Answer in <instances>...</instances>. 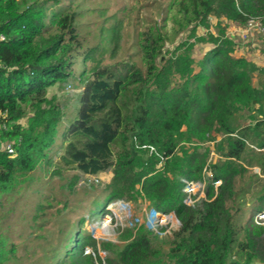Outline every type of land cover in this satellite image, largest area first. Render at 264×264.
I'll return each instance as SVG.
<instances>
[{
  "label": "trees",
  "instance_id": "16d2710c",
  "mask_svg": "<svg viewBox=\"0 0 264 264\" xmlns=\"http://www.w3.org/2000/svg\"><path fill=\"white\" fill-rule=\"evenodd\" d=\"M169 8L175 12L164 22L173 21L171 35L158 22L140 33L144 68L122 61L98 64L91 75L84 70L80 111L63 133L56 172L112 168L97 213L114 200L140 199L175 213L181 227L166 264H264V226L253 221L264 206V66L233 55L229 38L210 34L199 39L213 47L197 69L192 41L211 15L241 25L264 18V0H172ZM88 9L84 0H0V194L16 187L17 172L34 170L51 151L64 112L48 89L75 76L76 61L90 57L78 29ZM192 25L191 39L164 51L167 39ZM7 141L14 156L2 148ZM204 176L207 197L187 205L186 181ZM250 192L258 205L239 223ZM66 237L67 253L51 252L57 264L97 263L85 254L77 225ZM158 251L141 229L106 264H157Z\"/></svg>",
  "mask_w": 264,
  "mask_h": 264
},
{
  "label": "rangeland",
  "instance_id": "374dc122",
  "mask_svg": "<svg viewBox=\"0 0 264 264\" xmlns=\"http://www.w3.org/2000/svg\"><path fill=\"white\" fill-rule=\"evenodd\" d=\"M171 1L84 0L89 9L80 17L78 29L81 40L85 42L83 50L91 49L90 57L87 62L83 57L76 61L75 76L48 89L49 97L55 95L64 112L55 142L47 158L39 161L30 172H17L16 187L0 194V249L4 264H57L51 252L55 248L67 253L65 247L69 240L66 235L73 225H77L78 232L86 242L85 254H93L96 264H106L107 255L114 257L141 229L149 233L153 246L160 251L155 263L166 264L173 235L181 227L176 214H156L149 203L142 199L136 202L114 200L112 203L120 202L116 204L120 206L116 217L109 206L105 212L97 213L95 201L110 181L112 168L95 175L76 169L56 172V162L63 152V133L80 111V99L85 88L84 70L91 75L92 68L98 64L112 65L122 61H133L144 68L140 33L155 22L165 23L168 35L173 33V21L169 19L164 22L167 16L175 12L169 8ZM209 19V26H198L196 35L192 37V41L196 42L193 56L197 69L198 62L213 47L209 40L199 39H208L210 34L221 40L229 38L233 42V55L264 66V34L251 33V40H247L238 31L245 25L224 18L217 19L213 15ZM193 25L181 32L173 42L167 39L164 51L191 39ZM257 79L256 75L255 84ZM22 123H25V119H22ZM114 151L117 155L119 148L114 146ZM211 155L214 156L215 152ZM252 170L260 172L258 167ZM246 196L248 202L239 216V223L247 221L252 206L258 205L257 194L250 192ZM200 200H194L195 205ZM121 202L126 203V207ZM156 215L167 223L158 225ZM253 219L254 224L264 226V206L256 208ZM89 237L96 240L95 245ZM106 242L110 243L108 251L103 249ZM98 255L103 258L102 262Z\"/></svg>",
  "mask_w": 264,
  "mask_h": 264
},
{
  "label": "built area",
  "instance_id": "2783aa9c",
  "mask_svg": "<svg viewBox=\"0 0 264 264\" xmlns=\"http://www.w3.org/2000/svg\"><path fill=\"white\" fill-rule=\"evenodd\" d=\"M238 31L241 32L242 36L246 37L247 40H251V38H252L250 36L251 33L258 32L260 34H264V18H261V17L250 18L246 22L244 28H239ZM4 38L5 37L3 35H0V40H3ZM2 148L5 149L11 156H14L16 154L14 144L11 141L10 142L9 141L4 142L2 144ZM151 150H153V148ZM207 181H208L207 176H204V178L202 180H188V181H186V186L184 188V191L187 194V196L185 198V203L187 205H194L195 204L194 200L204 199L207 197L206 196V187H207V183H208ZM219 182H221V181H218L217 184ZM217 184H216V187L218 186ZM195 197H197V198H195ZM119 203L120 202L110 203L109 205H107L110 207V210L115 217L117 216L116 213L118 212V209L120 208V206H118L116 204H119ZM121 204H123L125 207L127 205L124 202L123 203L121 202ZM152 210L156 214L163 213V212L157 211L155 209H152ZM163 214H175V213H163ZM155 218L158 221V225H160L162 223H167V222L163 221L162 217L157 218V215H156ZM179 223H180V221H179Z\"/></svg>",
  "mask_w": 264,
  "mask_h": 264
}]
</instances>
